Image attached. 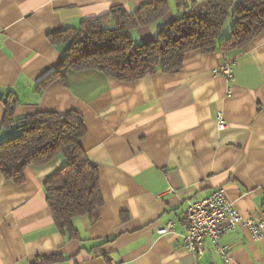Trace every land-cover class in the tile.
<instances>
[{
  "label": "crops",
  "instance_id": "0c3cea01",
  "mask_svg": "<svg viewBox=\"0 0 264 264\" xmlns=\"http://www.w3.org/2000/svg\"><path fill=\"white\" fill-rule=\"evenodd\" d=\"M154 2L170 11L134 31L139 44L155 41L181 15L178 0H0V143L20 135L2 128L10 95L17 118L78 112L87 128L81 145L98 168L104 200L93 217L74 220L81 240H70L55 226L44 192L62 159L30 167L22 184L0 173V264L58 256L65 260L58 264H264V238L246 228L220 241L230 261L209 241L200 258L184 248L188 207L219 188L244 218L264 214V32L238 53L191 52L178 73L120 82L73 71L39 89L64 60L66 45L52 43L53 35ZM227 62L232 78L218 72ZM170 222L172 231L160 235Z\"/></svg>",
  "mask_w": 264,
  "mask_h": 264
},
{
  "label": "trees",
  "instance_id": "16d2710c",
  "mask_svg": "<svg viewBox=\"0 0 264 264\" xmlns=\"http://www.w3.org/2000/svg\"><path fill=\"white\" fill-rule=\"evenodd\" d=\"M183 9L158 33L155 41L136 43L133 33L162 20L170 11L167 2L145 4L133 13L118 7L109 14L85 19L51 37L66 45L63 62L39 87L69 72L93 70L120 82H134L158 72L173 74L184 67L186 55L217 50L238 53L264 32V0H178ZM231 32L223 36L228 21ZM16 97L6 102L3 129L15 127L20 135L0 143V173L9 183L22 184L32 166L62 159L63 167L44 184L54 224L70 240H81L74 220L92 216L104 200L100 175L84 151L87 134L84 118L75 111L40 112L17 118ZM110 242L106 240L102 245ZM61 257L38 258L35 264H58Z\"/></svg>",
  "mask_w": 264,
  "mask_h": 264
},
{
  "label": "built area",
  "instance_id": "2783aa9c",
  "mask_svg": "<svg viewBox=\"0 0 264 264\" xmlns=\"http://www.w3.org/2000/svg\"><path fill=\"white\" fill-rule=\"evenodd\" d=\"M218 72L227 78H232L233 63L227 62L219 68ZM218 128L219 130L227 128L222 114L218 115ZM184 222L187 227L184 235V248L197 258L205 254V242L209 241L219 249L226 261H230V252L220 245V241L223 236L234 233L240 228L248 229L255 240L264 238V214L256 218H244L228 200L223 188L191 204L186 211ZM173 227L174 222H170L158 229V233L160 235L169 234Z\"/></svg>",
  "mask_w": 264,
  "mask_h": 264
},
{
  "label": "rangeland",
  "instance_id": "374dc122",
  "mask_svg": "<svg viewBox=\"0 0 264 264\" xmlns=\"http://www.w3.org/2000/svg\"><path fill=\"white\" fill-rule=\"evenodd\" d=\"M232 24H233V20L230 19V20L228 21V23H227L226 29H225V31H224V33H223V36H224V35H225V36L229 35V33L231 32L230 30H231ZM17 133L20 134L21 132H20V131H17Z\"/></svg>",
  "mask_w": 264,
  "mask_h": 264
},
{
  "label": "water",
  "instance_id": "95a60500",
  "mask_svg": "<svg viewBox=\"0 0 264 264\" xmlns=\"http://www.w3.org/2000/svg\"><path fill=\"white\" fill-rule=\"evenodd\" d=\"M5 97V95L4 94H1L0 95V99H2V98H4Z\"/></svg>",
  "mask_w": 264,
  "mask_h": 264
}]
</instances>
